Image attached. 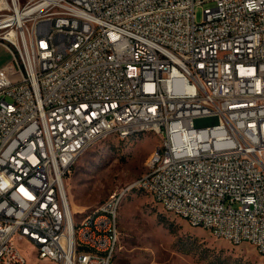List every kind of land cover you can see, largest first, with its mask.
Segmentation results:
<instances>
[{"label": "built area", "instance_id": "2783aa9c", "mask_svg": "<svg viewBox=\"0 0 264 264\" xmlns=\"http://www.w3.org/2000/svg\"><path fill=\"white\" fill-rule=\"evenodd\" d=\"M0 46V264H27L16 242L44 243L54 264H113L131 184L264 258V0H0ZM133 127L158 129L164 168L103 200L71 245L67 174Z\"/></svg>", "mask_w": 264, "mask_h": 264}, {"label": "rangeland", "instance_id": "374dc122", "mask_svg": "<svg viewBox=\"0 0 264 264\" xmlns=\"http://www.w3.org/2000/svg\"><path fill=\"white\" fill-rule=\"evenodd\" d=\"M212 6L211 2L197 5L196 21L202 20L203 9ZM10 62L11 56L0 46V65ZM159 145L160 138L152 133L126 140L110 136L83 153L64 181L77 207L75 225L109 195L144 175L147 161ZM130 192L118 212L120 239L113 264H264L253 246L214 239L170 214L147 193ZM16 246L27 264H54L40 261L29 243L16 242Z\"/></svg>", "mask_w": 264, "mask_h": 264}, {"label": "bare ground", "instance_id": "6f19581e", "mask_svg": "<svg viewBox=\"0 0 264 264\" xmlns=\"http://www.w3.org/2000/svg\"><path fill=\"white\" fill-rule=\"evenodd\" d=\"M26 31H33V23H26ZM9 42H16V35H9ZM24 43H33V35H24ZM16 54H23V43H16ZM142 133H152L155 134L160 138V145L155 149V151L151 154L149 160L147 161V172L142 175L139 179L134 181L133 183H141L145 180H154L155 177V170H162L164 168L165 163V144L164 139L157 128H150V127H133L130 128L123 137H116L120 140H126L132 136L142 134ZM110 137V136H107ZM102 137L94 140V144L104 138ZM114 137V136H113ZM86 151H84L85 153ZM155 163V169H154ZM65 187V186H64ZM133 190H139L147 193L151 198H153V191L147 185H139V184H131V188H127L123 191L122 196L119 197V209L124 201L126 195ZM65 193L67 196V202L69 207H62V214H74L77 213V207L75 203L71 200L69 194V189L65 188ZM118 192H115L109 195L107 198L117 197ZM106 198V199H107ZM154 200V198H153ZM156 201V200H154ZM157 203L161 204L162 207L168 211L170 214L174 215L175 217H181L177 214V207L176 206H168L166 203L161 201H156ZM105 215V208L101 206V203L97 206V208L90 214L81 219L77 224L73 223L69 230V238L70 244L76 247H83V239H79V230L85 227L86 220H95L97 217ZM183 218V217H181ZM185 220V218H183ZM187 223L191 226H194V219H187ZM26 224V217H19L18 223H15V230L17 235H24V225ZM113 227L118 226V213H113ZM196 228H201L204 230V223H196ZM36 255L39 260H43L44 257V243H37L36 246ZM263 258L262 255H259ZM264 259V258H263ZM47 262H51L52 260H43ZM68 264H77V259H70L68 260Z\"/></svg>", "mask_w": 264, "mask_h": 264}, {"label": "crops", "instance_id": "0c3cea01", "mask_svg": "<svg viewBox=\"0 0 264 264\" xmlns=\"http://www.w3.org/2000/svg\"><path fill=\"white\" fill-rule=\"evenodd\" d=\"M141 135H142V134H141ZM154 150H155V149H154ZM130 193H132V192H130ZM130 193H129V194H130ZM127 196H128V195H127ZM126 198H127V197H126ZM126 198H125V199H126ZM124 201H125V200H124ZM124 201H123V202H124Z\"/></svg>", "mask_w": 264, "mask_h": 264}]
</instances>
